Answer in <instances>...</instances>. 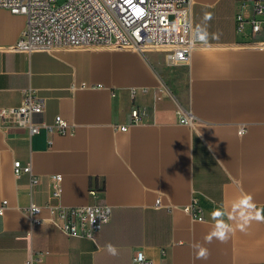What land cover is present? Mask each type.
I'll return each mask as SVG.
<instances>
[{"label":"crops","instance_id":"crops-1","mask_svg":"<svg viewBox=\"0 0 264 264\" xmlns=\"http://www.w3.org/2000/svg\"><path fill=\"white\" fill-rule=\"evenodd\" d=\"M192 3L205 44L178 64L158 49L14 52L27 19L0 9V108L33 90L44 106L37 122L75 125L73 136H29L0 121V264H136L140 251L154 264H264V220L244 231L228 221L227 242L205 241L211 213L242 193L264 215V50L238 46L235 0ZM254 41L264 43V31ZM17 161L32 175L16 177ZM193 203L202 220L188 213ZM31 204L44 224H32ZM96 205L113 214L94 239L64 234L48 208ZM195 244L209 250L206 260Z\"/></svg>","mask_w":264,"mask_h":264},{"label":"built area","instance_id":"built-area-1","mask_svg":"<svg viewBox=\"0 0 264 264\" xmlns=\"http://www.w3.org/2000/svg\"><path fill=\"white\" fill-rule=\"evenodd\" d=\"M234 21L238 35L245 40L238 46L264 50V43L254 37L264 31V0H235ZM192 0H0V9L13 15H23L27 27L11 50L19 53L36 51H67L84 49L131 50L145 53L166 50L170 64L186 63L193 50L204 45V35L192 26ZM85 86V84H83ZM44 106L33 90H26L18 107L0 108L3 128H17L35 136L41 131L48 135L73 136L75 125L62 116L52 123L37 122ZM134 123H139V109L131 112ZM181 122L190 125L187 117ZM129 126L118 127L127 131ZM245 129L239 131L240 135ZM52 143V140H49ZM16 177L32 175L31 165L14 163ZM57 182L59 177L55 179ZM32 183H38L33 178ZM96 193L95 190L92 191ZM54 196H60L56 189ZM7 202H3V215ZM160 206V203H157ZM53 223L71 237L96 238L112 220L113 209L107 205L82 207H49ZM198 206L187 209L194 219L202 220ZM43 208L31 204L27 214L33 225H42ZM143 259H140V255ZM136 264H154L143 252L134 257ZM27 264H33V261Z\"/></svg>","mask_w":264,"mask_h":264},{"label":"clouds","instance_id":"clouds-1","mask_svg":"<svg viewBox=\"0 0 264 264\" xmlns=\"http://www.w3.org/2000/svg\"><path fill=\"white\" fill-rule=\"evenodd\" d=\"M208 18L210 17H206V19ZM225 217H227V219H225ZM211 218L214 222V226L209 234L205 236V241L209 244L212 243L213 240L225 243L230 239L233 227L228 221L237 222L240 230L244 231L251 221L264 220V215H261V212L257 210L253 196L251 194L242 193L240 197L231 204L229 211H225L223 208H217L211 213ZM105 248L110 255H118V249L114 245L109 243ZM193 248L195 249L196 259L206 260L210 255L209 250L200 244L193 245ZM139 258L143 259V255L141 254Z\"/></svg>","mask_w":264,"mask_h":264}]
</instances>
